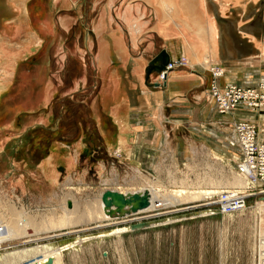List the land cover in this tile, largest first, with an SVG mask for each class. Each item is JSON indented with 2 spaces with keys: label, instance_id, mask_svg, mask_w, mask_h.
<instances>
[{
  "label": "rangeland",
  "instance_id": "374dc122",
  "mask_svg": "<svg viewBox=\"0 0 264 264\" xmlns=\"http://www.w3.org/2000/svg\"><path fill=\"white\" fill-rule=\"evenodd\" d=\"M27 1L33 26L40 23V17L51 28L41 36H32L30 32L23 37L0 38V67L7 64L10 68L7 73L0 69V82L6 77L13 78L8 96L0 100V144L5 143L9 148L18 147L22 142L38 158L54 154L59 161L56 168L61 172H58L59 181L51 189L46 186L39 190L31 184L29 194L22 197L16 181H5L6 170L0 166V239L3 240L0 241V264H12L6 263V257L13 254L22 256L11 258L13 264L31 263L45 246L63 248V264H260L264 212L258 209V204L264 203V183L250 185L240 176L243 148L238 139V145L233 140L232 132L236 134L240 125H246L254 130L258 143L264 142V92L260 89L264 81L257 87L222 86L219 81L224 70L210 69L205 86L207 97H203L202 103L193 101L196 97H187L189 103L185 107L193 112L183 118L175 115L180 106L170 109L167 126L172 138L170 150L165 149L167 154H161L156 147L144 149L142 166L135 167L139 157L134 160L135 155L129 148L133 145V133L129 135L128 148L116 149L117 130L112 119H108L111 148L107 149L97 132L98 122L92 111L95 99L84 97L97 91L92 31L100 29L101 1ZM12 5L7 14L15 18L22 12V6L16 0ZM114 18L113 14L110 20ZM114 25L111 30L123 28L119 21L115 20ZM125 28L129 30L125 33L129 50L131 32ZM160 50L158 45L146 51L154 60L164 51L158 53ZM171 64L174 69L170 73L188 67L185 58ZM146 70L145 87L163 88L168 75L164 79L162 73L167 68L161 73H151L148 84L152 86L146 82ZM198 72L201 71L195 74ZM228 89L232 97H225L229 95ZM254 91V97H245ZM226 98L237 102L231 111L224 109ZM139 99L126 97L122 113L127 115L129 110L138 108ZM110 102L113 108L114 97ZM241 109L253 114L248 113L246 120L234 121L230 116ZM39 121H44L42 128L37 127ZM187 138L196 144H187ZM77 144H82L80 152ZM255 151V156L262 152L257 148ZM77 155L78 162L71 167V158ZM20 157L15 156L18 160ZM152 163H155L153 167ZM240 177L249 185L241 190L246 197L245 208L232 215L221 214L215 203L219 192L232 191L227 182L233 183ZM211 178L217 187L208 184ZM69 179L72 181L68 182ZM105 188L113 194L123 193L125 203L129 195L144 197L143 193L151 188L168 195L184 188H202L219 194L156 209L150 206L148 197L149 210L117 213L105 220L71 227L55 228L56 225L50 224L70 214L76 203L83 211L85 203L102 201L107 192ZM16 214L29 221V228L23 234L10 233L7 228ZM98 235L101 238L72 245L84 237ZM67 245H70L68 249Z\"/></svg>",
  "mask_w": 264,
  "mask_h": 264
},
{
  "label": "crops",
  "instance_id": "0c3cea01",
  "mask_svg": "<svg viewBox=\"0 0 264 264\" xmlns=\"http://www.w3.org/2000/svg\"><path fill=\"white\" fill-rule=\"evenodd\" d=\"M13 1L0 0V30H3L0 38L23 37L30 32L32 36H41L50 31L51 26L45 23L44 18L39 17L42 21L33 26L27 0H16L18 4L21 3L22 12L16 14L15 18L9 16L8 9L13 8ZM100 1L103 5L100 29L92 31L96 49L93 69L97 73V91L84 97L95 99L92 111L98 122L97 132L107 149L111 148L108 119H112L113 128L117 130L116 149L123 151L128 148L131 141L129 135L133 133V145L129 148L135 155L134 160L139 157L135 167L142 166L144 149L156 147L161 154H167L172 138V131L169 132L167 126L170 124L167 118L170 109L180 106L176 108L175 115L181 118L193 112L185 107L189 103L187 97H196L193 101L197 104L207 97L205 86L209 82L210 69L224 70V76L219 81L222 86L257 87L264 81V0ZM113 14L123 27L121 31L111 30L115 26V20H110ZM125 27L131 32H128L131 34L128 37L131 38L129 50L126 48L129 30ZM158 45L161 46L158 53L164 50L171 62L185 58L188 67L186 70L169 72L163 88L148 90L144 85V73L153 58H149L146 50ZM0 69L5 73L10 72L7 64ZM195 71L201 72L195 74ZM12 85L13 78L10 77L0 82V100L8 96ZM111 97L115 100L113 108L110 107ZM126 97H140V106L129 110L127 115L122 113L125 111ZM248 113L252 112L241 109L230 117L234 121L246 120ZM42 126L44 121H39L37 127ZM232 133L238 145L237 136L234 131ZM192 142L187 140V144ZM20 144L9 148L5 143L0 144V166L6 170L5 181H16L22 197L29 194L31 184L39 190L55 186L60 179L58 172H61L56 168L59 162L57 157L51 154L48 158H38L22 142ZM78 146L80 152L82 144ZM78 156L71 158V167L75 161L78 162ZM137 171L140 175V170Z\"/></svg>",
  "mask_w": 264,
  "mask_h": 264
},
{
  "label": "bare ground",
  "instance_id": "6f19581e",
  "mask_svg": "<svg viewBox=\"0 0 264 264\" xmlns=\"http://www.w3.org/2000/svg\"><path fill=\"white\" fill-rule=\"evenodd\" d=\"M172 69H174V68H172ZM168 71L165 73L166 76L169 73ZM236 136L238 139L237 134H236ZM242 167L244 168L245 171L243 174H240V176L244 177L249 182V184L252 185L251 179L249 178V175L247 174L248 172H250V169L252 166L251 165H246V166L242 165ZM241 177L237 178L233 183L227 182L229 187L232 188V191L239 190V191H234V192H242L241 190H245L246 187L249 186L247 184L248 182H246V180H244ZM214 182L215 181L212 180V178H211L208 181V184L210 186H212L213 188L217 187V185L214 184ZM219 186H221V183H219ZM228 189L229 188H225V190H228ZM222 192H227V191H222ZM222 192H219V193L221 194ZM147 193L148 194H146V192H144L143 193L144 197H142L141 199L145 198V196L147 197V199H148V197H150L151 198V205L150 206L153 207L154 209L159 208V206H172V205H177V204L187 202V201H199L202 199H206L212 195L219 194L216 191H210V190L204 191V190H202V188H197L196 190L195 189L190 190L189 188H187V189L184 188V189H181V191L174 192L173 194H170V195L160 194V191L158 189H154V188L152 189L151 188ZM122 194L123 193H120L117 195L122 196ZM129 196L133 197L132 195H129ZM126 197H128V196H126ZM130 197L128 198L127 203H123V202L120 203L117 199L114 198L112 201L113 203L111 204V207H108V205L106 204V202L103 200V197H102V201L100 199L99 202H97V203H94V202L93 203H85L82 206L83 211H81L82 209L76 203V204H74V210L69 211L70 214H68L67 216H63L60 219H58L56 222H52L50 224L56 225L55 228L71 227V226L76 225L77 223L79 224V223H85V222H94V221H98V220H100V221L105 220V219H108V218L115 216L117 213L125 214V213H129L132 211H133V213H137V212L143 211L149 207V205H148L146 208H143V209L138 208L139 207V201H135L134 199H130ZM140 197H141V195H140ZM226 205H228V204H226ZM70 206L71 205L69 204V207ZM258 207H259L258 209L261 212H264V203H259ZM149 209H147V210H149ZM75 215H77V216L75 217ZM227 215H232V214H227ZM0 227H1V220H0ZM7 228L9 229L10 233L13 232L14 234H23L24 231L29 228V221L22 219L20 214H16L14 216L12 223L10 225H8ZM124 231L126 232V230H124ZM118 232H123V231H117V233ZM260 236H261V247H262V244L264 243V224L261 225ZM102 237H103V234H102ZM92 238L95 239V238H101V237L99 235L98 236L84 237V238H82V240H77L76 242L72 243V245L73 244L77 245L81 241H87L88 239H92ZM0 241L2 243V241H3L2 238L0 239ZM70 245L66 246L67 249H68V246H70ZM263 248H264V246H263ZM40 250H41V253L38 256H35L36 258L34 260H32L31 263H28V264H63L62 258H61L62 253L64 251L63 248L50 249L49 246H45V247L40 248ZM22 253L25 254L26 252H22ZM14 256H19V254H13L11 256L6 257V263H12L13 264L14 259H11V258H13ZM19 257H22V256H19Z\"/></svg>",
  "mask_w": 264,
  "mask_h": 264
},
{
  "label": "built area",
  "instance_id": "2783aa9c",
  "mask_svg": "<svg viewBox=\"0 0 264 264\" xmlns=\"http://www.w3.org/2000/svg\"><path fill=\"white\" fill-rule=\"evenodd\" d=\"M174 68L173 64H169L167 67V71H171ZM166 71V72H167ZM162 73L163 78H166L165 73ZM264 92V83L262 87L260 88ZM229 89L227 90V92ZM226 92V93H227ZM228 96L225 97H232V92H228ZM256 95V92L251 93L250 95L247 93L245 97H254ZM259 95V94H258ZM257 95V96H258ZM264 101V98H263ZM224 102L226 104L224 105L226 110L231 111L233 106H236L237 102H235L232 98H226L224 99ZM264 107V103L263 106ZM240 125V124H239ZM236 134L238 135V140L243 148V160L241 161V165L239 166V173H244L243 166L251 165L250 172L247 174L249 175V178L251 179L252 185H257L258 183H264V142L258 143V140L256 138V135L254 133V130L252 128H249L246 125H240L237 128ZM263 144V145H262ZM255 148L258 150L261 149V153L255 156ZM244 194L242 192H234V191H227L222 192L217 198H216V205L219 207V212L221 214L227 215V214H233L243 211V209L246 206V197L243 196ZM228 204V205H226ZM264 243L262 244V247L260 245V264H264Z\"/></svg>",
  "mask_w": 264,
  "mask_h": 264
},
{
  "label": "water",
  "instance_id": "95a60500",
  "mask_svg": "<svg viewBox=\"0 0 264 264\" xmlns=\"http://www.w3.org/2000/svg\"><path fill=\"white\" fill-rule=\"evenodd\" d=\"M170 57L169 55L165 52L162 51V53L160 55H158L156 57V59H154L148 66L147 70H146V82L148 84V81L150 79V75L153 72L156 73H161L164 70H166L167 66L170 63ZM149 86H152L150 84H148ZM148 194V193H146ZM117 199L120 203L126 202V198L121 196V195H117V194H113L111 191H107L104 193L103 195V200L106 202V204L108 205V207H111V204L113 203V199ZM135 201H139V208L143 209L146 208L149 205V202L146 200L147 197L141 199L142 197H140L138 194L134 195L132 197Z\"/></svg>",
  "mask_w": 264,
  "mask_h": 264
}]
</instances>
